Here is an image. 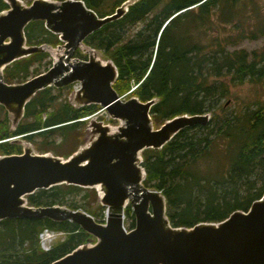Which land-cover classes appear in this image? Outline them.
<instances>
[{
    "label": "trees",
    "instance_id": "1",
    "mask_svg": "<svg viewBox=\"0 0 264 264\" xmlns=\"http://www.w3.org/2000/svg\"><path fill=\"white\" fill-rule=\"evenodd\" d=\"M85 1L100 12L98 6L102 0ZM124 1L117 0L113 9ZM238 1L138 0L121 19L89 35L85 43L105 51L108 59L114 61L119 71L114 84L118 90L128 91L133 82L138 86L129 93L130 96L136 95L142 101L159 98L152 107L153 119L154 116L159 120H167L184 113L210 112L228 95L230 85L234 82H264V45L260 51L253 52L227 49V45H235L247 36L254 38L258 32L264 35V25L261 29H254L253 36L247 35L245 30L225 40L214 39L208 45L201 44L193 36L192 26L199 24L202 30L211 21L212 10L220 3L227 9L226 20L237 17L238 13L243 14L245 8L231 11L230 6ZM6 8L7 3L0 0V12ZM247 9L254 13L257 24L258 20L261 22L257 9ZM151 12L160 15L146 20V14ZM142 19L146 21L144 28L134 34H130V29L125 30V25L132 26ZM26 36L28 44L48 43L57 46L62 42L57 34L45 28L41 20L29 23ZM47 57H50L48 52H39L15 61L5 68V80L12 83L28 79L32 59ZM56 98L53 87L39 91L26 105L25 115L16 129L10 128L0 136V141L20 136L33 143L40 139L46 146L51 137L85 129L87 120L82 119L101 109L98 104L76 108L68 99L50 111ZM44 114L47 115L45 118ZM7 119L11 122L9 116ZM34 144L38 149V145ZM1 146L3 149L0 154L21 150V147H16L19 146L17 143L8 141L1 142ZM218 148L225 149L223 155L227 159L223 165L212 163L213 176H201L198 170L200 160L211 157ZM75 150L61 156H69ZM142 156L146 170L144 183L166 196L167 214L173 226H193L201 221L222 220L236 209L247 210L264 193V108L258 107L243 115H219L206 125L187 127L162 149H145ZM82 190H91L97 195L99 203L95 188L68 184L40 189L29 195L28 200L34 206L59 204L72 209L82 208L96 220L99 219L97 216H101L98 221L103 222L106 207L102 204V212L95 214L84 204L66 202V194ZM126 214L131 229L135 226L131 205L126 208ZM44 228L63 230L67 236L45 251L39 243V233ZM92 237L71 221L4 219L0 221V264H49L79 245L92 241ZM26 244L30 248H25Z\"/></svg>",
    "mask_w": 264,
    "mask_h": 264
},
{
    "label": "water",
    "instance_id": "2",
    "mask_svg": "<svg viewBox=\"0 0 264 264\" xmlns=\"http://www.w3.org/2000/svg\"><path fill=\"white\" fill-rule=\"evenodd\" d=\"M4 1L8 8L0 12V105L12 128L39 91L76 82L81 87L68 97L74 107L98 104L120 125L90 118L82 144L69 156L42 153L27 140L13 139L24 148L22 153L0 154V221L68 220L93 236L49 264H264V193L247 210L237 209L222 220L173 226L166 196L144 183L142 152L162 149L182 129L208 124L210 114H179L155 128L152 107L159 98L124 99L114 87L119 76L114 61L84 43L94 31L121 19L138 0H126L104 16L83 0ZM38 20L63 44H28L26 27ZM78 49L88 58L76 57ZM39 52L53 56L46 71L6 82L8 65ZM61 184L95 188L99 203L108 208L106 221L65 205L29 204V195ZM129 204L135 226L127 230L124 210Z\"/></svg>",
    "mask_w": 264,
    "mask_h": 264
},
{
    "label": "rangeland",
    "instance_id": "3",
    "mask_svg": "<svg viewBox=\"0 0 264 264\" xmlns=\"http://www.w3.org/2000/svg\"><path fill=\"white\" fill-rule=\"evenodd\" d=\"M117 0H102L100 3V6H98V10L100 11V15H105L107 13L113 12L114 4ZM245 2V4H243ZM235 5V6H234ZM230 6L231 11L233 9H237V11L242 10L245 8V11L243 14L236 15L237 17H233L229 20H226V14L225 11H227L226 7L223 6V3H220L216 8L212 10L211 21L209 23H206V26H203V29H200V25L197 24V26H192L193 28V36L200 41L201 44H212V41L214 39H221L225 40V38L229 37L230 35L237 36L239 33H243L245 30L247 31V35H254L253 30L261 29L263 27L264 23V0H240L237 2V4H234ZM233 7V8H232ZM240 8V9H239ZM247 8H254L257 9V14H259V17L261 19V22L254 18V13L250 12ZM160 9V8H158ZM143 26V25H142ZM137 30H140V28H137ZM130 34L136 33V29H130ZM200 36L198 37L197 34ZM62 43V42H61ZM264 45V35H261L259 32L256 34V37H249L242 39L240 42L235 43V45H227V49L230 51L233 50H241L245 49L248 52L253 51H260ZM33 62L30 66V72H29V78L33 77L39 73H42L46 71L50 66L51 62H53V56L44 58L42 60L32 59ZM215 79V78H211ZM221 79H230V78H221ZM137 84L131 82L130 89L126 92H122L118 90L117 91L120 94H123V98L127 99L131 94L130 91L137 89ZM54 94L57 96L55 102L53 103L52 108L50 111L54 108V106H58L65 100H68L70 89L69 88H53ZM258 107L264 108V82H250L247 81L245 83L240 82H234L230 85L229 93L224 98L220 100L219 106L216 107L214 110H211L209 113L212 115V119L216 116H232V115H243L247 111H253L254 109ZM47 115L44 114V118ZM95 116L98 118V120H103L105 123H109L114 127H117L120 125V122L116 119H112L108 112L104 109H98V111L95 113ZM94 116V117H95ZM8 114L6 112V109H4L2 106H0V136L7 133L11 128V122L7 119ZM155 120V128H158L161 126V124L164 123L165 119H158L156 116H154ZM85 129H81L80 131H69L67 135H57L55 137L50 138V143L46 146L43 145L40 139L35 140L34 143L38 145L39 152H46V151H52L56 155L61 154H69L73 150H75L78 146H80L84 140L85 137ZM84 133V134H83ZM221 142V141H220ZM33 143V144H34ZM223 143V142H222ZM35 145V144H34ZM16 147H22L24 146L20 144ZM36 149L37 146L35 145ZM2 146L0 144V153H2ZM225 149L222 148L218 150H214L213 155L211 157L204 158L203 160H200V165L198 167L199 173L201 176H213L215 174L214 168H212V163H223L224 160L227 159L225 155H223ZM224 161V162H223ZM259 186H262V183L258 184ZM66 202L73 204L74 202L79 204L86 205L89 209H91L95 214L100 213L103 210V206L101 203H98L97 195H94V193L91 190H82V191H75L70 194H66ZM82 209V208H80ZM104 212V211H103ZM106 212H104L105 214ZM99 219H101V216H97ZM98 219V220H99ZM129 219L126 220V225H129ZM67 234L61 235V237L55 242L63 241L66 238ZM30 245L26 244L25 248H30Z\"/></svg>",
    "mask_w": 264,
    "mask_h": 264
},
{
    "label": "flooded vegetation",
    "instance_id": "4",
    "mask_svg": "<svg viewBox=\"0 0 264 264\" xmlns=\"http://www.w3.org/2000/svg\"><path fill=\"white\" fill-rule=\"evenodd\" d=\"M85 1V0H84ZM86 2V1H85ZM87 4V3H86ZM88 5V4H87ZM89 6V5H88ZM90 7V6H89ZM145 7H147V5L145 6ZM91 8H93V7H91ZM94 9V8H93ZM148 17H147V19L146 20H150L151 18H153V17H155V16H158V15H160V13H157V12H151V13H147L146 14ZM162 15V14H161ZM153 16V17H152ZM144 22H146V21H144L143 19L142 20H140V21H138L136 24H134V25H125V30H127L128 29V31H129V29H133V28H135L136 29V32L138 31L137 30V28H144L145 26V23ZM143 25V26H142ZM101 29V28H100ZM100 29H98V30H100ZM98 30H96V31H98ZM96 31H94L93 33H95ZM189 32V29L186 31V33H188ZM93 33H91L90 35H92ZM185 33V38H186V40H188V38H187V34ZM59 36V35H58ZM60 39V38H59ZM86 40V39H85ZM84 43H85V41H84ZM61 44H63V42L62 43H60V44H58L57 46H59V45H61ZM187 47H189V44H187ZM190 48V47H189ZM103 53V57L104 58H109V56L107 55V53L105 52V51H103L102 52ZM50 55V54H49ZM75 56L76 57H79V58H81V59H87L88 58V56L83 52V50H81V49H78L77 51H76V53H75ZM53 61V60H52ZM52 65V64H51ZM188 69H190V65H189V67H188ZM189 73H190V70H189ZM143 79V78H142ZM7 82V81H6ZM50 87H53V88H57V89H60V88H62V89H64V88H70V91H73V90H76V89H79L80 87H81V84H80V82H76V83H73V84H70V85H67V86H63V87H56V86H50ZM47 88H49V87H47ZM71 93V92H70ZM120 95H122L123 96V94H120ZM4 108V107H3ZM5 109V108H4ZM7 111V110H6ZM205 113H208V114H210V121H211V119H212V115H211V113H209V112H205ZM7 114H8V112H7ZM199 125H202V124H199ZM196 126H198V125H196ZM195 127V126H194ZM11 129H13L12 128V123H11ZM18 138H22V139H24V140H27V141H29V142H31V143H33L32 141H30V140H28L27 138H25V137H18ZM13 139H15L14 137H11V138H8V139H5V140H1L0 141V144H1V142H11ZM12 143V142H11ZM18 145H20V144H18ZM23 152V147H22V149L19 151V152H17V153H22ZM86 211V210H85ZM125 227H126V229L127 230H129L130 228H129V225H126L125 224Z\"/></svg>",
    "mask_w": 264,
    "mask_h": 264
},
{
    "label": "built area",
    "instance_id": "5",
    "mask_svg": "<svg viewBox=\"0 0 264 264\" xmlns=\"http://www.w3.org/2000/svg\"><path fill=\"white\" fill-rule=\"evenodd\" d=\"M104 220H106V214L104 216ZM65 234H67V232L63 230H53L50 228L43 229L39 233V243L41 248L45 251H49L61 235Z\"/></svg>",
    "mask_w": 264,
    "mask_h": 264
},
{
    "label": "bare ground",
    "instance_id": "6",
    "mask_svg": "<svg viewBox=\"0 0 264 264\" xmlns=\"http://www.w3.org/2000/svg\"><path fill=\"white\" fill-rule=\"evenodd\" d=\"M84 1V0H83ZM86 3V2H85ZM133 90H134V88H133ZM133 90H131L130 92H132ZM160 191V190H159ZM162 192V191H161ZM130 205V204H129ZM129 205H127V207L129 206ZM126 207V208H127ZM132 207V206H131ZM126 208H125V210H124V223H126V220L128 219V216H127V214H126ZM107 207H106V210H105V212L107 213ZM132 210H133V208H132ZM237 210V209H236ZM241 210H243V209H241ZM85 211V210H84ZM235 211V210H234ZM86 212H88V211H86ZM233 212V211H232ZM88 213H90V212H88ZM133 213H134V211H133ZM91 214V213H90ZM135 215V214H134ZM68 221V220H67ZM72 222V221H71ZM45 229V228H44ZM43 230V229H42ZM41 230V231H42ZM54 230V229H53Z\"/></svg>",
    "mask_w": 264,
    "mask_h": 264
}]
</instances>
